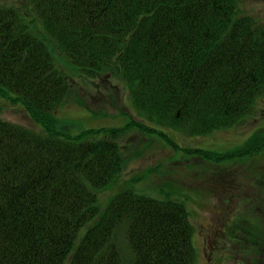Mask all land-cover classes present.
<instances>
[{
    "label": "trees",
    "instance_id": "obj_1",
    "mask_svg": "<svg viewBox=\"0 0 264 264\" xmlns=\"http://www.w3.org/2000/svg\"><path fill=\"white\" fill-rule=\"evenodd\" d=\"M33 3L49 42L17 9L0 4V96L22 105L45 130L0 117V264H126L114 242L120 226L128 264H196L184 203L127 189L102 212L99 194L123 171L119 140L132 129L179 148L155 126L205 136L252 115L264 94V24L240 14L238 0ZM56 51L86 76L122 78L141 119L76 134L69 130L74 125L60 128L54 113L70 100L72 85L56 66ZM263 148L259 130L233 151H186L223 161ZM224 226L233 235L235 222ZM242 237L246 250L248 236ZM256 249L263 264L264 242Z\"/></svg>",
    "mask_w": 264,
    "mask_h": 264
},
{
    "label": "rangeland",
    "instance_id": "obj_2",
    "mask_svg": "<svg viewBox=\"0 0 264 264\" xmlns=\"http://www.w3.org/2000/svg\"><path fill=\"white\" fill-rule=\"evenodd\" d=\"M0 4L17 9L32 30L49 42L33 0H0ZM238 7L240 14L264 24V0H238ZM52 48L57 49L54 45ZM54 57L56 66L69 77L72 85L70 100L54 113L62 122L60 128L74 125L69 130L76 134L83 130L123 127L133 118L141 119L135 117L138 113L134 109L131 92L115 73L86 76L58 51ZM0 117L32 132L45 134L43 126L33 120L22 105L1 96ZM155 127L173 138L179 148L169 146L157 134L142 133L138 128L122 136L119 141L126 165L114 182L99 194L102 212L111 198L127 189L157 200L182 202L194 226L196 264H208L201 233L206 227L215 226L216 220L224 232L225 219L235 222L234 231L238 237L231 234L228 237L232 238L230 241L219 236L218 246H223L222 255L227 251L233 253L225 261L220 260L223 256H216L211 260L212 264H262L256 246L264 242V223L260 222L264 220V148L247 158L223 161L207 159L186 150L226 153L243 146L256 131L264 130V94L257 99L252 115L244 118L236 128L222 130L221 133L216 131L205 136H193L184 130L168 131L164 127ZM88 226L81 231V236ZM245 233L248 236L246 250L240 244ZM213 237H210V243H214ZM114 242L127 256L128 264L131 257L124 226L117 229Z\"/></svg>",
    "mask_w": 264,
    "mask_h": 264
},
{
    "label": "flooded vegetation",
    "instance_id": "obj_3",
    "mask_svg": "<svg viewBox=\"0 0 264 264\" xmlns=\"http://www.w3.org/2000/svg\"><path fill=\"white\" fill-rule=\"evenodd\" d=\"M228 222V221H227ZM224 222V224L229 228V226H231V229L230 230H232L233 229V226H234V224H230L229 226H228V223L230 222ZM232 233V232H231ZM201 236H202V240H203V242H204V255L206 256V258H207V262H208V264H212V262H211V260L213 259V258H215L216 256L218 257V258H220V257H222L223 256V258H224V256L226 255V253H228V254H232L233 252L232 251H227L224 255H222V249H223V246H218V243H219V236H223V237H225L224 239H229L230 241H232V238H228V236H227V231L224 229V232H223V229H220V227H219V225L217 224V220H216V225L215 226H213L212 228H208V227H206L204 230H203V232L201 233ZM212 236H214L213 237V241H214V243H210V237H212ZM233 237H238V235L237 234H235V231L233 230V235H232ZM236 241V243L235 244H237V240H235ZM211 242H212V240H211ZM208 243V244H207ZM223 245H225L226 246V242L224 241L223 242ZM222 248V249H221ZM235 256H237V255H235ZM220 260H222V259H220Z\"/></svg>",
    "mask_w": 264,
    "mask_h": 264
}]
</instances>
